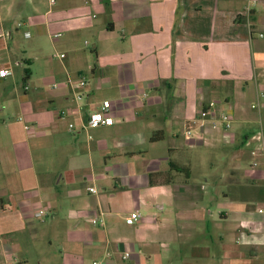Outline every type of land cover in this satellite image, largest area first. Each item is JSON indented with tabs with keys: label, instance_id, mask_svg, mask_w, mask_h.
Listing matches in <instances>:
<instances>
[{
	"label": "crops",
	"instance_id": "0c3cea01",
	"mask_svg": "<svg viewBox=\"0 0 264 264\" xmlns=\"http://www.w3.org/2000/svg\"><path fill=\"white\" fill-rule=\"evenodd\" d=\"M3 31L0 264H264V0H0ZM104 101L112 125L68 129Z\"/></svg>",
	"mask_w": 264,
	"mask_h": 264
},
{
	"label": "built area",
	"instance_id": "2783aa9c",
	"mask_svg": "<svg viewBox=\"0 0 264 264\" xmlns=\"http://www.w3.org/2000/svg\"><path fill=\"white\" fill-rule=\"evenodd\" d=\"M51 4L54 3V0H49ZM17 27H22V23H18ZM26 37H29V33H25ZM58 36V35H56ZM264 35L259 34V37L262 38ZM0 38L4 41L10 40L11 33L8 31L0 32ZM87 45L88 43L85 42ZM64 55H59V58L62 59ZM12 75V71L10 69H3L0 70V78H5ZM77 87H84L86 85V80L84 77H79L76 84ZM26 89V87H25ZM110 112V103L107 101H104L100 103L99 107L95 112H92L88 114L85 118H83L80 114V109H78V121L79 123L76 125L74 122H71L68 124V129L70 131L72 130H80V131H87L89 129L94 128H102V127H108L113 124V120L109 115ZM68 113L66 111H62L61 116L66 117ZM22 121V119H19ZM199 122L207 123L212 130H222V131H229L232 128V119L228 113H218L217 111L211 109V108H203L199 114L198 117L192 121L193 125L199 124ZM24 129L26 131L30 130V127L28 125H24ZM187 135H190L191 132L188 130L186 131ZM261 154H262V162L264 166V144L262 143L260 148ZM89 193H96L97 191L93 188H87ZM259 214H264V209H259L257 211ZM46 215V211L44 209H39L34 212L33 216L38 219L44 218ZM140 218V215L137 211L131 212L125 219V223L127 225H133L135 224ZM89 221L93 225H102V220L99 217L92 216L90 217ZM125 257L129 256L128 253H125Z\"/></svg>",
	"mask_w": 264,
	"mask_h": 264
},
{
	"label": "rangeland",
	"instance_id": "374dc122",
	"mask_svg": "<svg viewBox=\"0 0 264 264\" xmlns=\"http://www.w3.org/2000/svg\"><path fill=\"white\" fill-rule=\"evenodd\" d=\"M24 28H20L17 30V33L15 34L16 37V41L17 44L19 46H23L25 48H29L30 44H31V40H27L24 39L22 36V32H23ZM51 54V53H50ZM1 82V81H0ZM22 83H19L18 85V92L21 94V96L23 95V87H22ZM11 92V91H8ZM8 92H2L1 91V85H0V125H8L10 123L17 122V118H18V110L17 108H15V106H12V108H10V105H19L18 104V100L17 98H15L14 94L8 93ZM207 156V155H206ZM208 158V156H207ZM208 161L200 164L199 166H195V169L197 168L198 172L197 174H195V176H193V178L191 179L192 183H199L201 181V177L203 174L209 173L210 168L207 165ZM15 164L14 163H10L7 164L5 167V171L9 172V171H13L15 170ZM4 171L2 169H0V173H3ZM15 258H20L19 256L15 257Z\"/></svg>",
	"mask_w": 264,
	"mask_h": 264
},
{
	"label": "trees",
	"instance_id": "16d2710c",
	"mask_svg": "<svg viewBox=\"0 0 264 264\" xmlns=\"http://www.w3.org/2000/svg\"><path fill=\"white\" fill-rule=\"evenodd\" d=\"M157 134L155 133L152 137H151V141L152 142H155L157 139ZM172 169L175 171V172H178V173H183L184 172V169L183 168H180L178 167L176 164L174 163H171L170 164ZM154 177V175H149V178H150V184H152L154 181H152V178Z\"/></svg>",
	"mask_w": 264,
	"mask_h": 264
}]
</instances>
